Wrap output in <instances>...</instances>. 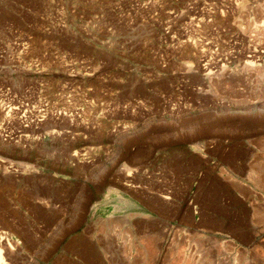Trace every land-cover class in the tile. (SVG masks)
Segmentation results:
<instances>
[{
  "label": "rangeland",
  "instance_id": "374dc122",
  "mask_svg": "<svg viewBox=\"0 0 264 264\" xmlns=\"http://www.w3.org/2000/svg\"><path fill=\"white\" fill-rule=\"evenodd\" d=\"M263 24L264 0H0V261L264 264Z\"/></svg>",
  "mask_w": 264,
  "mask_h": 264
},
{
  "label": "bare ground",
  "instance_id": "6f19581e",
  "mask_svg": "<svg viewBox=\"0 0 264 264\" xmlns=\"http://www.w3.org/2000/svg\"><path fill=\"white\" fill-rule=\"evenodd\" d=\"M201 15V14H200ZM199 15V12H197L196 14H194L193 13V17L191 18L192 19V21L194 22V23H196V22H199V23H201L202 21H203V16L201 17ZM203 23V22H202ZM264 25V24H263ZM259 29V28H258ZM251 53L254 55V56H258V55H260V50L258 49V47H254V50H252L251 51ZM253 56V57H254ZM210 73H214L213 71H211ZM209 73V74H210ZM212 75H210L208 78H210ZM0 264H4V263H2V261H0Z\"/></svg>",
  "mask_w": 264,
  "mask_h": 264
}]
</instances>
